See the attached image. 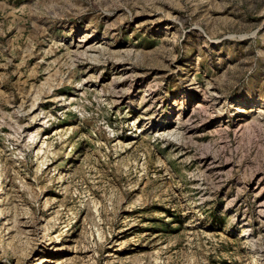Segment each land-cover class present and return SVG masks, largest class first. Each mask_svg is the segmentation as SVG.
I'll use <instances>...</instances> for the list:
<instances>
[{"label": "rangeland", "instance_id": "obj_1", "mask_svg": "<svg viewBox=\"0 0 264 264\" xmlns=\"http://www.w3.org/2000/svg\"><path fill=\"white\" fill-rule=\"evenodd\" d=\"M0 264H264V0H0Z\"/></svg>", "mask_w": 264, "mask_h": 264}]
</instances>
